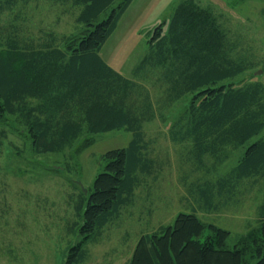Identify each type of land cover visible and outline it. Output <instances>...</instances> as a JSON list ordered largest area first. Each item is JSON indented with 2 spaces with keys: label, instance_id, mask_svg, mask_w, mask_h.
<instances>
[{
  "label": "trees",
  "instance_id": "trees-1",
  "mask_svg": "<svg viewBox=\"0 0 264 264\" xmlns=\"http://www.w3.org/2000/svg\"><path fill=\"white\" fill-rule=\"evenodd\" d=\"M1 1L2 11L33 1L72 7L82 27L78 35L58 38L43 31L34 39L25 37L22 25L0 26L2 137L4 129L20 126L31 150L44 155L63 153L83 136L78 153L92 146L98 134L133 135L127 148L102 156L104 171L93 190L79 193L80 239L64 264H84L89 245L99 242L105 229L133 205L145 178L162 172L150 154L145 125L158 119L166 124V114L187 98L185 109L168 127L172 143L186 148L184 166L202 174L206 160L216 170L229 152L244 150L227 176L186 186L193 211L213 212L233 200L240 186L250 191L256 186L262 196L257 227L228 249V231L195 214H180L173 225L141 235L129 264H264V84L255 81L257 74L238 80L259 68L264 74V59L240 36L233 40L213 10L183 0L168 29L159 25L150 34L134 79H127L100 52L134 0ZM151 80L149 89L145 82ZM207 230L211 234L205 237Z\"/></svg>",
  "mask_w": 264,
  "mask_h": 264
},
{
  "label": "rangeland",
  "instance_id": "rangeland-1",
  "mask_svg": "<svg viewBox=\"0 0 264 264\" xmlns=\"http://www.w3.org/2000/svg\"><path fill=\"white\" fill-rule=\"evenodd\" d=\"M182 1L134 0L102 48L101 58L123 77L134 79L150 34L159 25L165 31L168 29L175 8ZM194 1L213 10L233 40L240 36L257 58L264 59V0ZM77 17L78 10L72 7L33 1L11 11L0 9V26L22 25L28 38L37 39L43 31L60 38L79 34L82 27ZM255 75V81L264 84L261 68L238 80L248 81ZM153 81L145 82V86L151 89ZM152 91L157 94L156 89ZM188 101L189 98L183 100L166 114V124L158 119L145 125L150 154L157 158L163 170L157 177L145 178L146 182L136 191L133 205L105 229L99 242L89 245V258L84 264H129L141 235L173 225L180 214H195L205 224L228 231V249H234L241 236L257 227L262 196L256 194V186H250L251 191L240 186L233 200L219 204L213 212L193 211L195 206L186 186L215 183L227 176L244 150L229 152L228 160L216 170L211 167L212 161L206 160L207 168L202 174L184 166L186 148L172 143L168 127ZM2 129L0 264H64L68 250L80 239L76 226L79 193L93 190L96 177L104 171L102 156L127 148L133 135L126 131L98 134L92 146L78 153L86 139L83 136L63 153L36 155L20 126L4 129L5 137L1 135ZM210 234L207 230L205 237Z\"/></svg>",
  "mask_w": 264,
  "mask_h": 264
},
{
  "label": "water",
  "instance_id": "water-1",
  "mask_svg": "<svg viewBox=\"0 0 264 264\" xmlns=\"http://www.w3.org/2000/svg\"><path fill=\"white\" fill-rule=\"evenodd\" d=\"M262 72L260 71V72H258V75H260ZM85 194H87V192H85Z\"/></svg>",
  "mask_w": 264,
  "mask_h": 264
}]
</instances>
